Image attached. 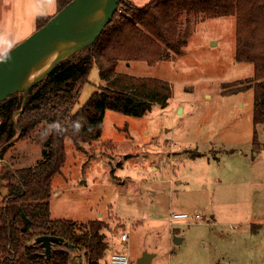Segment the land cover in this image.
<instances>
[{"label": "rangeland", "instance_id": "obj_1", "mask_svg": "<svg viewBox=\"0 0 264 264\" xmlns=\"http://www.w3.org/2000/svg\"><path fill=\"white\" fill-rule=\"evenodd\" d=\"M180 26L189 36L173 60H119L116 67L167 80L168 103H150L140 116L106 109L101 135L79 149L66 137L64 165L52 178L51 215L102 220L108 244L102 263L121 252L141 264L137 259L148 252L154 257L147 264H264V122L253 123L252 88L223 93L236 86L224 83L252 76L253 63L235 60L234 15L183 14ZM86 51L79 47L74 58ZM106 83L93 65L74 109ZM49 133L43 120L10 141L0 136V166L34 164ZM174 212L203 218L170 222ZM64 247L69 264H87L82 250Z\"/></svg>", "mask_w": 264, "mask_h": 264}, {"label": "trees", "instance_id": "obj_2", "mask_svg": "<svg viewBox=\"0 0 264 264\" xmlns=\"http://www.w3.org/2000/svg\"><path fill=\"white\" fill-rule=\"evenodd\" d=\"M56 1L59 11L70 0ZM183 14L198 15L200 19L235 16L234 57L251 61L253 75L224 83L236 86L223 93L252 88L253 123L264 122V0H149L141 6L119 0L112 18L87 45L84 55L75 59V53L70 54L28 89L15 91L0 102V136L7 141L17 131L30 132L43 120L50 124L41 157L34 164L15 169L8 164L0 166V264H69L70 254L64 246L70 243L71 248L83 251L87 264H108L100 262L108 247L101 231L102 220L83 223L51 216L52 178L65 162V138H71L77 149L97 139L106 109L140 116L150 109V103H168L171 87L167 80L117 72L116 66L119 60H143L154 65L183 53L189 36L188 30L181 32ZM52 16L39 17L36 28ZM93 65L107 83L99 85L75 110ZM18 110L16 119H12ZM76 123L81 125L79 130ZM257 140L255 129L254 145ZM42 234L63 240L52 241V249L45 255L35 240Z\"/></svg>", "mask_w": 264, "mask_h": 264}, {"label": "water", "instance_id": "obj_3", "mask_svg": "<svg viewBox=\"0 0 264 264\" xmlns=\"http://www.w3.org/2000/svg\"><path fill=\"white\" fill-rule=\"evenodd\" d=\"M118 1L70 0L42 26L6 50L0 56V102L15 91L28 89L33 83L42 79L57 62L74 53L73 51L79 47L90 44L112 18ZM94 8L101 9L102 12L94 29L89 31H83L80 27L72 29V24L81 14ZM63 39L74 40L78 43L74 47L64 50L63 54L57 56L45 71L25 88H19L18 83L21 78L18 74L39 53L53 49L55 43ZM35 240L44 248L45 255H48L52 249V241H61L63 238L56 235L42 234L36 236ZM174 240L178 242L180 238L175 237ZM69 245L71 246L72 244L70 243ZM152 257V253L144 252L137 259V262L147 264Z\"/></svg>", "mask_w": 264, "mask_h": 264}, {"label": "crops", "instance_id": "obj_4", "mask_svg": "<svg viewBox=\"0 0 264 264\" xmlns=\"http://www.w3.org/2000/svg\"><path fill=\"white\" fill-rule=\"evenodd\" d=\"M57 9L56 0H0V56L15 43L24 39L33 29H37L39 17L52 16ZM171 154L174 153L166 154L168 159L174 158ZM220 255L218 253L216 259H219Z\"/></svg>", "mask_w": 264, "mask_h": 264}, {"label": "bare ground", "instance_id": "obj_5", "mask_svg": "<svg viewBox=\"0 0 264 264\" xmlns=\"http://www.w3.org/2000/svg\"><path fill=\"white\" fill-rule=\"evenodd\" d=\"M101 15V9L94 8L90 11H86L72 24V29L80 27L83 31L92 30ZM77 43L78 42L74 40L63 39L55 43L53 49L39 53L35 59L18 74L21 78L18 87H26L30 82L38 78L57 56L63 54L64 50L74 47Z\"/></svg>", "mask_w": 264, "mask_h": 264}, {"label": "built area", "instance_id": "obj_6", "mask_svg": "<svg viewBox=\"0 0 264 264\" xmlns=\"http://www.w3.org/2000/svg\"><path fill=\"white\" fill-rule=\"evenodd\" d=\"M203 218V214L197 212L192 215H188L185 212H174L172 215H170L169 221L175 222V221H181V220H194L198 221ZM121 240L127 239V234L125 232L121 233ZM108 264H130L128 256L125 253L121 252H113L110 256V260Z\"/></svg>", "mask_w": 264, "mask_h": 264}, {"label": "clouds", "instance_id": "obj_7", "mask_svg": "<svg viewBox=\"0 0 264 264\" xmlns=\"http://www.w3.org/2000/svg\"><path fill=\"white\" fill-rule=\"evenodd\" d=\"M80 127H81V125H80L79 123H76V124H75V128H76V130H79Z\"/></svg>", "mask_w": 264, "mask_h": 264}]
</instances>
